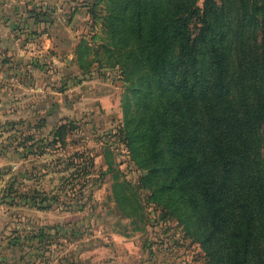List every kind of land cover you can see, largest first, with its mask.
<instances>
[{"label": "rangeland", "instance_id": "obj_1", "mask_svg": "<svg viewBox=\"0 0 264 264\" xmlns=\"http://www.w3.org/2000/svg\"><path fill=\"white\" fill-rule=\"evenodd\" d=\"M90 1H67L80 13L61 21L66 29L53 41L29 36L21 58L0 64V187L14 174L17 191L54 200L0 202V264H209L182 196L157 188L164 176L148 171L141 140L138 153L125 145L124 126L144 132L147 105L163 103L130 52L135 36L92 20ZM60 123L63 144L22 156L24 134L47 136ZM35 233L31 245L9 244Z\"/></svg>", "mask_w": 264, "mask_h": 264}, {"label": "trees", "instance_id": "obj_2", "mask_svg": "<svg viewBox=\"0 0 264 264\" xmlns=\"http://www.w3.org/2000/svg\"><path fill=\"white\" fill-rule=\"evenodd\" d=\"M84 3L105 30L135 36L130 52L163 103L155 112L147 105L152 114L144 132L121 128L125 145L138 153L134 140H141L148 171L164 176L157 188L182 196L209 264H264V0ZM64 132L60 123L47 136L24 134L19 152L55 149ZM90 159L83 155V162ZM14 178L0 187V202L48 207L54 201L17 191ZM38 235L9 244L31 245Z\"/></svg>", "mask_w": 264, "mask_h": 264}, {"label": "crops", "instance_id": "obj_3", "mask_svg": "<svg viewBox=\"0 0 264 264\" xmlns=\"http://www.w3.org/2000/svg\"><path fill=\"white\" fill-rule=\"evenodd\" d=\"M67 1L72 0H0V64L9 63L12 57L21 58L19 54L29 36L48 35L53 41L52 36L59 29H66L60 28L61 21H70L80 13L73 11L71 2ZM40 5L42 9L49 8L40 11ZM46 40L51 43L50 39Z\"/></svg>", "mask_w": 264, "mask_h": 264}]
</instances>
